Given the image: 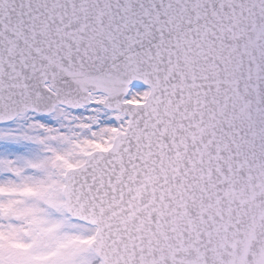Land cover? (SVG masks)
Returning a JSON list of instances; mask_svg holds the SVG:
<instances>
[{
    "label": "snow or ice",
    "instance_id": "obj_1",
    "mask_svg": "<svg viewBox=\"0 0 264 264\" xmlns=\"http://www.w3.org/2000/svg\"><path fill=\"white\" fill-rule=\"evenodd\" d=\"M0 264H264V0H0Z\"/></svg>",
    "mask_w": 264,
    "mask_h": 264
}]
</instances>
